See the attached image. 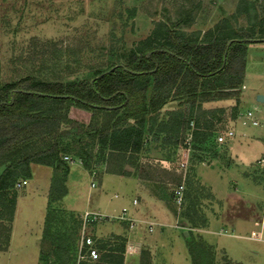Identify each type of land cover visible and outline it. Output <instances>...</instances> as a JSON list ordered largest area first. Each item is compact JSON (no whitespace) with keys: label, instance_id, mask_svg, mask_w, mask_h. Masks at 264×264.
Instances as JSON below:
<instances>
[{"label":"rangeland","instance_id":"rangeland-1","mask_svg":"<svg viewBox=\"0 0 264 264\" xmlns=\"http://www.w3.org/2000/svg\"><path fill=\"white\" fill-rule=\"evenodd\" d=\"M166 28L169 30L165 33ZM229 39L232 42L255 40L231 44L235 48L232 56L235 65L243 59L246 64L249 45L264 39V0H0V87L11 83L26 84L28 81H58L62 83L63 90L69 85L80 87L98 71H105L113 65L123 63L136 67L142 55L145 52L150 55L153 48H178L192 60L200 49L196 44L198 41H209L211 49L221 50L224 41ZM260 52L264 54V51ZM200 56H206V53ZM217 57L218 53H214L207 61ZM254 57L249 55V60ZM227 60L226 54L225 63ZM175 72L174 82L164 86L156 85L153 74L134 76L137 81L147 82L144 99L148 111L137 117H127L123 107L103 110L71 98L32 100L41 112L22 116L20 123L32 125L38 116L49 119L45 123L40 121L43 129L34 139L22 144L14 161L57 145L64 162V166L57 169L58 175L67 168L69 172L70 165L75 163L85 169L78 176L70 177L68 193L58 198L48 194L43 215L39 213L43 197L29 195V204L23 199L20 201L22 219L20 217L18 221L11 250L0 251V264H61L62 260L51 254L55 247L58 253H64L68 264H87L90 262L88 257L80 256L81 251L85 253V249L82 250L84 232L95 237L100 255L108 254L111 248L120 250L122 243L125 252L126 239L121 234L113 232L99 236L97 224L109 221L110 216L87 225L82 219L84 210H92L91 207L96 206L93 198L100 189L99 176L106 170L108 161L110 166L121 169V174H134L145 180L151 192L163 197L176 213L184 216L183 213L189 210L195 218L193 222L184 216L189 220L187 227L193 234L189 242L193 246L205 243L196 228L204 227L210 209L214 210L220 204L196 177L195 166L198 163L212 165L218 159L229 162L227 143L217 142L216 134L220 130L234 128L236 118L243 115L247 107L262 123L243 126L255 132L264 130V101L255 100V106L239 98L245 68L242 76L235 68L230 72L197 77L186 65ZM249 79L264 86L262 61L249 66ZM230 80L236 82L237 88H230ZM205 87L213 88L209 96L201 93ZM224 87L229 89H221ZM218 99L223 101V105L208 107L212 100L218 102ZM162 100L160 107H153ZM206 118H212L215 127L211 134L198 140L195 137L197 119L203 121ZM128 125L142 130L139 149H113L111 132ZM105 135L106 140L103 141ZM189 136L191 140L188 143ZM188 146L191 148L189 151ZM183 159H186L187 167L181 168L179 164ZM5 162V158L0 156V172L6 167ZM240 169H250L252 176L264 182V169L257 161ZM52 171L51 183L56 170ZM146 175L152 177L146 178ZM184 175L186 198L178 207L169 195L171 187ZM26 178L16 177L13 187L16 200ZM92 181L94 184L91 185ZM17 182L21 184L17 185ZM111 187L103 200L108 202L109 209L120 210L121 203L113 196L118 189ZM26 189L29 192V184ZM90 198L91 204L88 203ZM230 201L236 206V199ZM26 216L31 225L27 233L23 230ZM200 247L199 264H232L223 256L217 259L213 245ZM245 256L249 260L254 257L248 252ZM149 258L148 251L143 250L139 264H149Z\"/></svg>","mask_w":264,"mask_h":264},{"label":"crops","instance_id":"crops-1","mask_svg":"<svg viewBox=\"0 0 264 264\" xmlns=\"http://www.w3.org/2000/svg\"><path fill=\"white\" fill-rule=\"evenodd\" d=\"M261 50L264 51V42L249 45L247 48L244 80L239 89L242 92L239 98L255 106H257L254 103L257 100L256 95L264 93V86L250 81L249 66L252 63L256 64L257 61L264 63V54L260 52ZM251 54L255 55L252 61L249 60ZM210 104L209 108L223 105V101L212 100ZM246 124L251 123L245 121L243 115L236 118L232 128L235 134L227 143L229 162L225 163L218 159L212 162V165L198 163L195 166L196 177L211 191L215 201H219L220 204L214 207V210L210 209L207 224L196 229L203 237L205 245L214 246V255L217 259L223 256L232 264H264V182L260 181L261 178L252 176L250 169H240L264 156V130L251 131L243 126ZM30 169L31 176L26 178L16 200L9 250L0 251H10L12 248L17 224L21 217L20 201L22 199L29 204L31 200L28 199L29 195L43 197L39 213L42 215L44 213L54 167L47 163L31 161ZM69 169L71 170L67 174L66 181L68 191L70 177L78 176L85 168L75 163L71 164ZM99 179L101 185L93 198L96 206L91 207L92 211L115 218L123 208H126L127 218H112L105 222L99 220L97 224L99 236L115 232L126 239L125 264H139L143 250H147L150 255L149 264H192L189 238H192L193 234L187 227L189 222L187 218L176 213L165 200L151 192L145 180L134 174L104 170ZM28 184L29 192L26 189ZM111 186L118 189L113 192V196L117 197L121 203L120 210L109 209L108 202L103 200L108 190L112 189ZM134 198H137L136 203L133 202ZM231 199L237 200L236 206L231 205ZM88 203H92L91 198ZM216 209L219 210L218 213L215 212ZM24 220L26 224L23 230L27 233L31 225L28 216ZM130 221L133 222L131 227ZM253 231L255 234L252 233ZM246 252L254 257L249 260L245 256Z\"/></svg>","mask_w":264,"mask_h":264},{"label":"trees","instance_id":"trees-1","mask_svg":"<svg viewBox=\"0 0 264 264\" xmlns=\"http://www.w3.org/2000/svg\"><path fill=\"white\" fill-rule=\"evenodd\" d=\"M168 30L169 29L166 28L164 32L166 33ZM229 40L224 41L221 50L217 48L211 49L209 41H198L196 44L200 46V49L193 55L194 59L192 60L187 59L182 51L177 50L178 48L167 49L164 46L153 48L151 49L153 53L150 55H148L147 52L142 55L140 62L136 67L123 63L113 65L111 66L113 67L112 70H110L111 67H109L105 71H98L90 81H84L80 87L69 85L63 90L62 83L58 81L36 83L28 81L26 84L11 83L0 87V148H2L0 156L5 158V163L7 164L0 172V250H6L9 246L12 221L16 207L17 194L13 189L16 177L31 176V161L50 164L56 170L54 180L50 185L49 195H54L58 198L65 195L68 191L65 182L68 168L63 171L61 175H58L57 173V169L64 166L63 159L61 155H59L61 151L57 145H54L49 150H39L36 155H25L18 162L14 161V158L21 150L20 147L22 144L25 141L34 139L43 129L44 125L40 123V121H44L45 123V121L49 119L47 116H38L37 118L35 117V122L32 125H24L20 123L22 116L29 117L36 111L41 112V109H39L36 103L32 100L35 98H52L58 100L71 98L76 102L87 106L98 107L103 110H107L106 106L108 105L115 106L113 109L109 110H117L118 108L123 107L126 110L127 117H137L148 111L144 99L147 82L137 81L134 76L144 75L146 73L153 74L156 77V85L164 86L174 82L175 77L177 76L175 71L179 72L183 65H186L192 74L197 77L211 76L223 71L230 72L234 71L235 68L242 76L245 68V60L243 59L240 64L235 65V61L232 59L235 48L234 46H231V44L238 43L237 41H241L239 43L241 44L244 42H255V40H234V42H232L227 48ZM257 41L261 42L264 41V39H259ZM225 50H227L226 54L228 56L227 63L223 60ZM202 53H206V56H200ZM214 53H218L216 60L207 61V58ZM230 84V88H237L235 81L230 80ZM224 88L229 89V87ZM212 90L213 88L205 87L202 89L201 93L203 96H209ZM40 92L67 94V96L44 95ZM163 101L164 100L160 101L153 107H160ZM220 110L222 111V109ZM235 115L236 113L233 114V117ZM197 121L196 126L198 129L195 130V137L198 138V140L199 138L201 140L206 135L211 134L215 125L212 118H206L203 121L197 119ZM141 137L142 130L140 128H135L132 125L118 127L111 132L110 138L113 139L111 147L120 150H126L131 147L138 150L141 143ZM105 140L106 135L103 141ZM109 162L110 161L107 162L106 171L123 173L118 167L114 168L110 166ZM145 177L150 178L152 176L146 175ZM169 197L171 200V191ZM183 214L189 220L194 222L195 218L189 213V210L185 211ZM47 231L48 230L44 232L45 236L47 235ZM122 239L124 240V238ZM198 247L204 248V243H199V246H193L192 243L189 245L192 264L200 263ZM123 253L124 244L122 243L120 250L111 248L109 249L108 254H101L96 260L88 259L90 262H87V264H124ZM42 254L43 251L41 250V261L44 260ZM51 254H56L57 258L62 260L63 264H68L67 258L63 255L64 253H58L56 247L52 248Z\"/></svg>","mask_w":264,"mask_h":264},{"label":"built area","instance_id":"built-area-1","mask_svg":"<svg viewBox=\"0 0 264 264\" xmlns=\"http://www.w3.org/2000/svg\"><path fill=\"white\" fill-rule=\"evenodd\" d=\"M243 117H244L245 121H248L249 123H251L253 125H260L262 123L259 120V117L257 116V114L254 113V111L252 109H247L245 111V113H243ZM234 134H235V132L232 128L220 130L216 134V140L219 143H228L230 141V139L234 136ZM190 135H192V134H190ZM190 137L191 136L187 137L186 141L188 143L191 140ZM190 149H191L190 146H188L187 151H189ZM65 157H67V155H65ZM256 161L264 169V156L259 157L258 159H256ZM180 166H181V168L187 167L186 159H183V161L180 162L179 167ZM185 170H187V169H185ZM185 177L186 176L184 175V177L181 181H179L178 183H176L174 186L171 187V200L178 207H180V205L183 204V202L185 201V198H186V196H185V190H186ZM24 182H25V180H24ZM16 184L20 185L21 183L17 182ZM133 202L136 203L137 198H134ZM125 211H126V208H123L121 213L118 214L116 217L123 218V219L127 218L125 216ZM104 216H110L111 219L113 218V216H111V215H102L99 212L86 209L82 213L83 224L87 225L91 221L100 220ZM132 225H133V222L130 221L129 226L131 227ZM252 233L255 234L254 231ZM83 249H85V253H83V251H81V253H80L81 258L88 257V259H90V260H96L100 257V252H99V248L96 245L95 237L93 235L85 233V232L83 233V236H82V250Z\"/></svg>","mask_w":264,"mask_h":264},{"label":"water","instance_id":"water-1","mask_svg":"<svg viewBox=\"0 0 264 264\" xmlns=\"http://www.w3.org/2000/svg\"><path fill=\"white\" fill-rule=\"evenodd\" d=\"M232 43V40H229L228 43H227V48L230 46V44ZM226 53H227V50H225L224 52V59L225 60V56H226ZM149 55V53H147ZM113 67L110 68V70H112ZM224 89H228V88H224ZM41 94H49V95H52V96H67V94H50V93H46V92H40ZM256 99L259 100V101H264V93H258L257 96H256ZM107 109H113L115 106H106Z\"/></svg>","mask_w":264,"mask_h":264}]
</instances>
